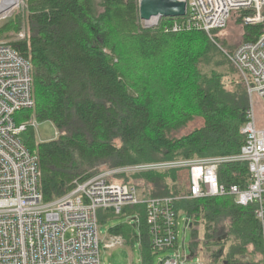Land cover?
<instances>
[{
  "label": "trees",
  "instance_id": "16d2710c",
  "mask_svg": "<svg viewBox=\"0 0 264 264\" xmlns=\"http://www.w3.org/2000/svg\"><path fill=\"white\" fill-rule=\"evenodd\" d=\"M138 1L26 0L28 34L22 41L3 42L30 66L33 107L15 113V122H49L57 133L36 143L34 130L26 131L25 145L38 161L43 203L71 192L75 181L102 172L232 156L244 144L241 129L248 106L242 85L232 81L233 91L225 87L231 78L222 68L227 59L203 32L166 33L164 28L178 18H161L156 30L142 29ZM243 14L234 13L236 22L241 23ZM263 27L244 26V42L255 41ZM7 29L8 23L0 36ZM221 32L216 34L218 44L223 43ZM194 117L202 120L200 128L171 137ZM181 171L186 172L185 182L178 177ZM218 179L221 185L244 188L247 165H223ZM109 181L135 186L142 199L179 198L175 211L189 221L195 256L204 245L218 247L210 264H262L253 208L237 205L232 197L181 199L189 194L187 171L119 174ZM104 213L114 215L98 211L99 225ZM124 213L139 217L137 228L126 223L109 233L137 240L142 262L148 264L144 208L130 207Z\"/></svg>",
  "mask_w": 264,
  "mask_h": 264
},
{
  "label": "built area",
  "instance_id": "2783aa9c",
  "mask_svg": "<svg viewBox=\"0 0 264 264\" xmlns=\"http://www.w3.org/2000/svg\"><path fill=\"white\" fill-rule=\"evenodd\" d=\"M185 4V14L164 28L166 33L203 32L240 74L249 98L244 144L236 155L193 160L139 164L102 172L85 182L75 181L71 192L52 203H43L39 190L37 157L22 138L37 121L16 123L15 113L30 110V66L17 52L0 43V264H101L100 246L122 247L121 235L100 239L97 213L110 210L125 216L137 228V215L124 210L143 206L151 254L169 252L159 264H204L178 243V215L172 197L142 199L135 186L110 182L115 175L185 170L189 194L181 199L200 200L232 197L241 207L253 208L262 242L264 264V29L253 42L225 50L216 43L236 12H244V26H264V0H177ZM160 19L161 18H156ZM147 22V21H145ZM253 97L257 103L253 102ZM57 133L54 131L53 137ZM246 164L248 180L244 188L219 183L223 165ZM189 221L185 220V229ZM192 255V256H190Z\"/></svg>",
  "mask_w": 264,
  "mask_h": 264
},
{
  "label": "rangeland",
  "instance_id": "374dc122",
  "mask_svg": "<svg viewBox=\"0 0 264 264\" xmlns=\"http://www.w3.org/2000/svg\"><path fill=\"white\" fill-rule=\"evenodd\" d=\"M15 3L12 6H1L0 5V28L3 27L6 23H8V29L3 31L0 38H6L2 42H14V41H22L25 39L26 34H28L27 22L25 17L26 10V0H15ZM8 7V8H7ZM19 19V20H18ZM160 23V19H155L154 22L148 23L145 21H139V26L145 30H156ZM16 27H19L18 29ZM243 27L241 23L236 22V16L232 17L227 27L220 33L222 42L219 40V44L225 50H230V48L237 47L239 44L244 42L243 40ZM264 27L262 28V30ZM225 66L222 67L225 71L228 69L230 71L231 78L224 82L226 89L228 91H233L234 83L239 86L242 85L244 88V97L246 98L247 106L249 107V98L247 95L246 88L242 82L240 74L237 70L231 65V63L227 60H224ZM222 68H217L218 73H222L224 70ZM223 70V71H222ZM253 102L257 103V99L253 97ZM37 129L34 131V140L36 143L48 141L53 138L54 127L49 122H37ZM202 126V120L198 117H194L189 123H187L183 128L179 129L177 132L172 133V138H180L185 135L190 134L193 130L198 129ZM22 138L27 141L28 135L23 134ZM178 177L182 179L184 182L186 181V172L181 171ZM127 216H131V214H126ZM133 215V214H132ZM104 222L99 225V236L100 239H105L107 235H111L109 230L124 225L127 222V218L124 216H114L108 213H104L103 216ZM186 216L184 214H179L178 222V243L181 246V251L184 250L187 254L191 251L190 244L192 241V230L189 228L185 229V220ZM199 239L202 238L203 230L202 228L198 229ZM225 235V232L222 233L221 238ZM126 244L122 247H117L113 249H104L103 244L100 246V259L101 264H143L142 262V251L139 247V242L137 240L133 242H129L126 240ZM215 250L218 247H214ZM213 249H209L204 245H201L198 248L196 253L197 257H199L204 264H210L209 258L211 257V252ZM171 253H157L151 254L149 257L148 264H159L160 259L165 258L167 255Z\"/></svg>",
  "mask_w": 264,
  "mask_h": 264
},
{
  "label": "water",
  "instance_id": "95a60500",
  "mask_svg": "<svg viewBox=\"0 0 264 264\" xmlns=\"http://www.w3.org/2000/svg\"><path fill=\"white\" fill-rule=\"evenodd\" d=\"M139 19L179 18L185 14V4L177 0H139ZM192 256V255H190Z\"/></svg>",
  "mask_w": 264,
  "mask_h": 264
},
{
  "label": "bare ground",
  "instance_id": "6f19581e",
  "mask_svg": "<svg viewBox=\"0 0 264 264\" xmlns=\"http://www.w3.org/2000/svg\"><path fill=\"white\" fill-rule=\"evenodd\" d=\"M15 0H0V5L1 6H12V4L13 3H15L14 2ZM8 8V7H7ZM155 17H153V18H150V20L149 21H147L148 23H152V22H154L155 21Z\"/></svg>",
  "mask_w": 264,
  "mask_h": 264
},
{
  "label": "crops",
  "instance_id": "0c3cea01",
  "mask_svg": "<svg viewBox=\"0 0 264 264\" xmlns=\"http://www.w3.org/2000/svg\"><path fill=\"white\" fill-rule=\"evenodd\" d=\"M233 49H235V47H234V48H232V50H233Z\"/></svg>",
  "mask_w": 264,
  "mask_h": 264
}]
</instances>
